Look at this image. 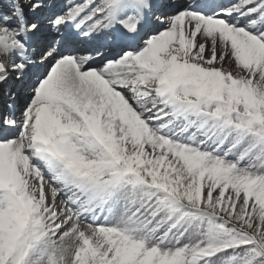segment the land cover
<instances>
[{"label": "snow or ice", "instance_id": "obj_1", "mask_svg": "<svg viewBox=\"0 0 264 264\" xmlns=\"http://www.w3.org/2000/svg\"><path fill=\"white\" fill-rule=\"evenodd\" d=\"M0 264H264V0H0Z\"/></svg>", "mask_w": 264, "mask_h": 264}]
</instances>
